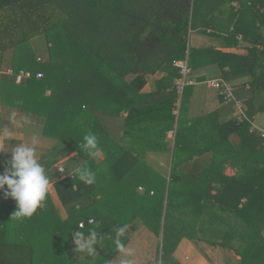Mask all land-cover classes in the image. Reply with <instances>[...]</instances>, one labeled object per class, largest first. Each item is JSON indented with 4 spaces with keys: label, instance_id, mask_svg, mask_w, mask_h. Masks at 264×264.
Returning <instances> with one entry per match:
<instances>
[{
    "label": "trees",
    "instance_id": "16d2710c",
    "mask_svg": "<svg viewBox=\"0 0 264 264\" xmlns=\"http://www.w3.org/2000/svg\"><path fill=\"white\" fill-rule=\"evenodd\" d=\"M193 32L216 37L221 49L246 43V53L191 48ZM42 36L45 56L34 46ZM1 38V103L45 120L56 145L41 163L67 217L50 191L31 218H12L16 202L0 200V264H114L141 225L162 238L160 264H182L175 255L185 239L226 252L225 264H264L262 133L247 121L220 122L216 111L187 119L193 87L173 113L174 63L187 55L199 83L206 64L224 61L222 77L249 118L264 113V0H0ZM22 73L30 76L18 82ZM158 74L155 92L145 93ZM125 114L122 136H111L101 121ZM86 134L97 138L99 165L83 150ZM148 151L172 152L169 179L147 164ZM209 153V164L196 161ZM69 157L91 169L93 184L55 171ZM122 225L121 249L114 229ZM90 229L100 240L91 257L75 251L72 235Z\"/></svg>",
    "mask_w": 264,
    "mask_h": 264
},
{
    "label": "crops",
    "instance_id": "0c3cea01",
    "mask_svg": "<svg viewBox=\"0 0 264 264\" xmlns=\"http://www.w3.org/2000/svg\"><path fill=\"white\" fill-rule=\"evenodd\" d=\"M39 39L34 41V45H35L36 41H38ZM239 39L241 40V37ZM215 46L220 48V51L222 53H224V52L229 53L230 52V53H235V54L241 55V54L246 53L247 44L243 43L239 47H236L233 49H221L223 47V42L217 41V44H215L214 47ZM0 47H2V38L0 41ZM39 47L40 48L43 47L44 53L46 52V46L41 45L39 43ZM43 56H45V55L43 54ZM219 63L222 65L221 69L218 68V66L214 63L205 65L203 75H205L207 77L206 79H208V78H210V79H212V78L213 79H223L221 72L224 69L228 71L230 69V67L228 65L225 66L224 61H220ZM1 76H2V72L0 71V79H1ZM163 77H164V74H158L157 76L153 77V79L145 87L144 92L147 94L155 92V90H156L155 81L160 80ZM194 77L197 78L198 75L197 76L194 75ZM235 83L240 85V84L244 83V81L238 80V81H235ZM173 85H174V83H173ZM233 107H234V105L232 103L225 102L224 98L221 97L218 92L207 88V86L204 83H199L198 85L193 87L190 102L188 104V107L186 108L185 117L187 119H195V118H199L201 116H205L207 114H210V113L216 111L219 115V121L220 122H226L228 120L233 119ZM13 112L16 113L17 120H19L24 115L32 116L34 118V121L36 122V124L41 127V129H42L41 134L38 137H36V139L38 141L39 147L45 150L44 154L41 158V160H42L56 145V140L52 139L51 137H47L43 134L44 126H45V120L41 117L33 116L32 114H25V113L13 111V110H10V109L4 107L1 103V97H0V128H2L4 126H7V127L11 126V124L8 120H9L10 114ZM263 115H264V113H258L253 119L254 126L261 133H264V117H263ZM125 118H127V114L119 117V119H116V120L111 119L110 117L107 118V120L105 118L101 122L104 123L105 128L107 129V131L110 133L111 136L118 138V137H121L123 134ZM12 131H14L18 136H20L22 139H24L28 142H31L33 140V137L31 136V134H29L27 131L21 129L20 127H18L16 125H12ZM168 140L171 143V146L173 147L175 145L174 143L176 141L175 136L173 137L171 134L168 133ZM10 143L12 146H15L18 143V141L13 139L10 141ZM231 143L234 147L238 146L240 143V139L237 136H234L231 139ZM0 155L4 158L8 159L10 157L11 153H0ZM145 155H146L145 156L146 162L150 167L155 169L157 172L162 174L167 179L170 178L171 165H172V152L148 151L145 153ZM73 156L74 155H72L71 157H73ZM69 158H67V159H69ZM102 158H103L102 154L98 153L94 157L93 161L95 162V164L99 165L100 160ZM211 159H212V153H209V154L204 155L203 157L197 158L196 161L198 163L207 165L210 163ZM187 168H191V165H188ZM226 174L228 176H233V175H235V170L232 168H227ZM52 188L56 190L54 183L51 184V186H50L52 201H53L54 205L57 207V209L60 210V213H62V215H64L65 210H63L64 209L63 204H62V202H61V200L57 194V191L54 192V194H53V191L51 190ZM142 191L143 190H140V192H142ZM2 199H3V196H2V193H0V200H2ZM141 235H143V236L141 237ZM153 235L154 234H152L148 229L144 228L141 225L132 239L135 240L136 237L137 238L141 237V239H143L144 237H147V238L151 239V237L153 238ZM139 240H140V238L137 239V241H139ZM136 242H132L128 246V248L130 246H132L134 249ZM199 245H204L205 249L200 248ZM184 246L188 247V249L190 251V256H188L186 259H181L179 257V254L181 253V250L183 249ZM206 247L209 249H207ZM210 249H213V250L218 252L219 258H218L216 263L217 264H225L226 258L230 256L226 252H224L218 248H214V247H211L209 245L203 244V243L196 244V243H193V242L186 240V239L183 240L181 242V244L179 245L175 256H176L177 260H179L182 264H188V262H189V264H210V262L212 261L211 255L208 253V250H210ZM126 251L124 252V254L126 253Z\"/></svg>",
    "mask_w": 264,
    "mask_h": 264
},
{
    "label": "clouds",
    "instance_id": "9594fccd",
    "mask_svg": "<svg viewBox=\"0 0 264 264\" xmlns=\"http://www.w3.org/2000/svg\"><path fill=\"white\" fill-rule=\"evenodd\" d=\"M10 127L0 128V153H11L10 157L3 161V170L0 171V193L4 199L11 198L16 202L17 210L12 218H31L41 207L46 199L53 181L52 169L41 163L44 149L39 147L36 137L41 134V127L36 124L30 115H24L17 120L13 112L8 120ZM12 125H16L27 131L33 137L28 142L12 131ZM17 140L18 143L12 146L10 141ZM83 150L88 156L95 157L98 151L97 138L94 134H86L83 137ZM67 167V174L81 182L91 185L95 181V174L80 162H69L64 167H57L55 170L64 173ZM6 186V187H5ZM128 225H122L114 229V241L122 249L120 237L127 231ZM75 251L95 256V245L98 241V232L90 229L87 234L82 231L72 232Z\"/></svg>",
    "mask_w": 264,
    "mask_h": 264
},
{
    "label": "rangeland",
    "instance_id": "374dc122",
    "mask_svg": "<svg viewBox=\"0 0 264 264\" xmlns=\"http://www.w3.org/2000/svg\"><path fill=\"white\" fill-rule=\"evenodd\" d=\"M44 40H45V38L42 36V37H40V39L38 41H36V43L34 45L35 46V52L37 53V55H42V56H43V54L46 55V52L44 53L43 47H41V48L39 47V43L41 45H45ZM215 44H217L216 37L205 34L204 32H193L190 36V47L191 48H198V47L199 48H205L208 46H214ZM191 87H194V86H191ZM182 104H183V102H182ZM182 104H181V108H182ZM180 112H181V109H180ZM263 117H264V115H263ZM67 160H69V159H67ZM64 166H65V164L63 162H61V164L57 165V167H64ZM65 170L67 172V169H65ZM55 171H57V170H55ZM57 172H59V171H57ZM61 176L67 177L70 175H68L66 173V174H63ZM51 190L53 191V194H54V192H56V190L53 188ZM63 210H65L63 216L66 218L67 217L66 209L64 208ZM142 236L143 235H141V237ZM141 237H139L140 238L139 241H137V239H139L137 237L135 238V240L132 239L131 242L137 241L135 243V248L133 249L132 246H130L129 248L128 247L125 248V250H127V251L124 254V256L123 257L120 256L116 260V262H114V264H160L161 256H162V250H161L162 238L158 237L157 235H153V238L151 237V239L147 238V237H144L143 239H141ZM199 246H200V248L205 249L204 245H199ZM207 249H209V248H207ZM208 253L211 255V260H212L210 262V264H217L216 262L219 258L218 252L213 250V249H210V250H208ZM188 256H190V251H189L187 246H184L183 249L181 250V253L179 254V257L181 259H186ZM188 264H189V262H188Z\"/></svg>",
    "mask_w": 264,
    "mask_h": 264
},
{
    "label": "built area",
    "instance_id": "2783aa9c",
    "mask_svg": "<svg viewBox=\"0 0 264 264\" xmlns=\"http://www.w3.org/2000/svg\"><path fill=\"white\" fill-rule=\"evenodd\" d=\"M174 67L177 69L178 77L174 81V88L176 90L178 99L176 103V107L174 109V115L179 116L180 115V109L181 104L183 101V97L185 94V91L188 87L196 86L199 84L197 79L195 77H192V69L189 64V57H187L183 60H178L174 63ZM29 77L30 73H22L20 76H18V82L22 80L23 77ZM42 75L39 74L38 78H41ZM207 88L216 91L219 93L221 97L224 98V100L227 103H232L234 105L233 107V119H236L239 123L242 122H249L253 125L255 129H257L253 121L249 118L246 109L244 101L239 99L236 96L235 86L224 79H207L203 82ZM169 134H172V136H175V132L172 131ZM262 137L264 138V133H262ZM66 169V168H65ZM61 175L66 174V170L64 173L59 172ZM140 190H143V188H140ZM92 223V220H91ZM85 224L81 223L79 224L80 228H84Z\"/></svg>",
    "mask_w": 264,
    "mask_h": 264
}]
</instances>
